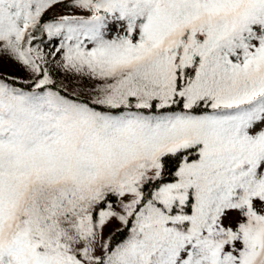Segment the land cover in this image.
<instances>
[{"label": "snow or ice", "instance_id": "1", "mask_svg": "<svg viewBox=\"0 0 264 264\" xmlns=\"http://www.w3.org/2000/svg\"><path fill=\"white\" fill-rule=\"evenodd\" d=\"M0 264H264V0H0Z\"/></svg>", "mask_w": 264, "mask_h": 264}]
</instances>
